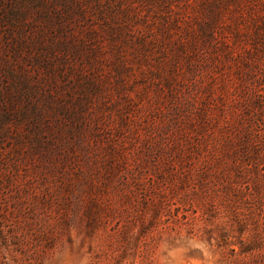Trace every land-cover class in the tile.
Instances as JSON below:
<instances>
[{"label": "trees", "instance_id": "obj_1", "mask_svg": "<svg viewBox=\"0 0 264 264\" xmlns=\"http://www.w3.org/2000/svg\"><path fill=\"white\" fill-rule=\"evenodd\" d=\"M69 82L67 206L91 229L116 220L114 264L192 227L211 174L222 262L264 264V0H67Z\"/></svg>", "mask_w": 264, "mask_h": 264}, {"label": "rangeland", "instance_id": "obj_2", "mask_svg": "<svg viewBox=\"0 0 264 264\" xmlns=\"http://www.w3.org/2000/svg\"><path fill=\"white\" fill-rule=\"evenodd\" d=\"M71 84L67 0H0V264H114L104 236L116 220L91 229L67 206V123L80 106ZM205 180L195 224L157 240L150 264H225L216 244L228 213L212 209L216 176ZM140 222L126 244L130 261Z\"/></svg>", "mask_w": 264, "mask_h": 264}]
</instances>
